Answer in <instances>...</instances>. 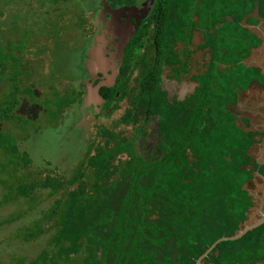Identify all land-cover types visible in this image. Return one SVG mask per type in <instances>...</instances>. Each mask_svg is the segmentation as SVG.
I'll list each match as a JSON object with an SVG mask.
<instances>
[{"label": "trees", "instance_id": "obj_1", "mask_svg": "<svg viewBox=\"0 0 264 264\" xmlns=\"http://www.w3.org/2000/svg\"><path fill=\"white\" fill-rule=\"evenodd\" d=\"M253 14L264 21V0H154L141 35L126 49L116 86L107 89L106 104L98 116L80 125L81 132L87 131L82 142L71 141L70 154L61 156L75 161L74 172L57 178L37 167L26 143L39 129L25 137L26 154L17 152L16 157L22 155V164L40 178L19 185L15 193L28 197L45 190L56 200L36 228L24 231V238L18 229L4 248L48 236L51 228L47 250L28 262L17 256L24 264H75L70 259L79 255L80 264H197L221 238L237 235L254 207L246 185L255 173L264 178V164L249 155L259 135L242 130L233 111L240 93L253 83L264 85L261 72L243 64L260 46L244 27L257 23ZM195 32L202 33V43L193 51ZM7 46L11 52V44ZM145 50L152 59L139 56ZM4 51L0 77L8 71V62L17 70L19 64ZM196 51L208 55V61L191 77L195 88L183 98L169 97L164 72L176 80L187 76ZM136 69L140 71L134 77ZM19 76L14 71L5 78L15 88L1 100L0 123L15 122L21 136L33 123L15 110L27 99L31 106L40 100L33 98L34 91L27 95L16 90ZM135 88L136 93L129 92ZM75 95L71 90L66 101H54L53 109H39L54 125L71 115L80 124L77 98L83 97ZM18 146L10 135L0 133V149L14 153ZM13 194L3 203L14 199ZM23 216L26 213L17 218ZM48 220L52 225L44 228ZM201 264H264V224L236 241L217 243Z\"/></svg>", "mask_w": 264, "mask_h": 264}, {"label": "rangeland", "instance_id": "obj_2", "mask_svg": "<svg viewBox=\"0 0 264 264\" xmlns=\"http://www.w3.org/2000/svg\"><path fill=\"white\" fill-rule=\"evenodd\" d=\"M59 1L64 3L65 7L62 10L63 12L57 14L59 11L54 12V10H50L49 8H55L56 6L54 4ZM72 1L73 0H0V51H4V49L7 50L4 52H7V55L12 53L15 56L16 60H18L19 62V64H17L18 70L15 69V66L10 65L8 62L7 64L10 67L8 66L7 72L8 74H11V72L14 73V71H17L18 75L20 73V76L16 78V90L20 92L24 91V93L27 92V95H29V92L34 91L32 92L35 93L33 94V98L35 97L34 99L40 100L38 104H34L35 106H31V102L27 103V99L26 102L22 104V108L20 110H15V113H21L26 119L32 120L33 126L31 127V130L29 128L28 131H26L27 133H23V135L19 136L20 131L18 130V125H16L15 122L3 121L0 123V133H2V135H10V137L14 138L19 145L18 148L20 149L18 151L14 150V153L6 152L3 149H0V207L2 206V201L6 198V196L13 193V195L15 196L14 201H12L11 204L0 208V264L8 263V257L11 258L14 263L17 261V264H19V262L20 264H24L21 258L15 256L12 248L16 251V254H18L19 257H25L26 262L36 258V256H38L42 250H47L49 238L53 233L51 228H48L52 225V221H45L42 223V225L44 228H48V232H52L50 235H42L35 241L33 240L28 242L24 240V242L21 244H10V247L6 249V251L9 252V256L7 255V258L4 256V246L5 243L9 241L8 234H12L13 232L17 233L18 229H20L19 237L24 238V231L29 228H36L42 221V218L47 215L49 209L52 207V204H54L56 200V198H49V194L46 193L45 190L40 195L38 191L31 192L30 194H28L30 195L28 197H20L16 195V189L19 185H22L23 187L25 184L35 182L40 178L39 176H37L36 172L31 171L29 166L25 167L22 164V162H24L23 159L21 161L19 160L22 155H20V157L18 158L16 157L17 152H23L24 154H26V151H23V142L25 137H27L30 132L36 130V128L39 129V132H37L35 135H31L28 139L29 141L34 139V137L43 136V134L46 133L47 130H50L56 136H59L58 143L66 149L68 148L67 144L66 146L64 145L66 137L78 143H81L85 136V133L87 132H81L82 128L80 126L84 123L87 124V119L85 117L80 118V124H78L77 121H73V115H71L66 117L64 120H57L56 124L54 125L52 123V119L48 115H46L45 111L39 109L41 108L44 110H50L53 109L52 107H55L54 101L60 102L69 99L65 93V88L67 91L69 90V88L66 86V83L69 81V79L65 75V71H63L59 75L58 67L55 61L62 57L60 60L61 63L66 58L64 64H67L71 67L68 70L69 76L71 78L77 77L78 71H82L83 63H85L88 58L89 61L92 62L90 60V57H93L94 51L99 47H96L95 45V47H93L90 51L89 57L86 56L88 42H86L85 40L81 42L82 36H80L78 40L75 36V30H77L80 25L72 21L71 23H69V19L72 18L71 15L74 16V18L78 17L79 19V17L84 13L83 7L80 8L77 3L81 2L82 0H76V5H73ZM71 5L73 8H75V12H80L81 15H76L75 13L73 14V10H71L72 7H70ZM84 5L90 6V2L88 0H85L83 6ZM79 9H81V11H79ZM66 10L68 12H66ZM50 15L54 16L51 17V19L54 20L51 22L56 23V25L52 24L48 27L44 26L43 22H45L47 20L46 18H48ZM78 21L79 20H77L76 22ZM69 26H72L76 29L70 32L65 31V27ZM58 29H61L63 33L70 34V36H68V44L66 45V47L61 45L63 49H55L57 39L59 38L58 46L60 45V42L65 39L64 37H59L60 34L56 35V30ZM137 34L141 35V28L138 29ZM193 41L194 44L192 49L194 51L198 44L202 43V33L200 34L195 32ZM7 43L8 45L9 43L11 44V52L7 46ZM73 45L74 47L78 45V49H73ZM80 48L82 49L81 52L79 51ZM69 49L73 50L69 51ZM178 49L181 51V46H179ZM141 55L143 56L142 52L139 54V56ZM150 55H152L151 52ZM83 60L84 62H82ZM207 60L208 55L204 54L202 51L194 52L190 56V73L187 76L182 75L180 80H176L175 78L170 77L168 78L169 72H164L162 76L163 88L167 91L168 96L171 97L177 95L179 98H183L185 94L191 93V91L196 86L191 77L194 76L195 73L200 69L202 70L201 66L202 64L206 63ZM139 71L140 69L135 70L134 77L138 75ZM7 72L6 74H4V76L0 77V108L2 106L1 100H3L5 95L6 97H8L7 94L9 93V90L13 89L14 87L13 83H11V86L7 82V79H5L8 75ZM135 85L136 82L130 84L129 86L132 87ZM55 92L58 93L59 98L61 97L60 99L56 98ZM129 92L136 93L137 89L135 88L133 90H130ZM47 101L48 103H46ZM248 106H253V104L249 103ZM26 112L29 113V115H27ZM71 119L73 121V125H71V128H75L76 130H78V132L75 131L73 133V131L75 130L73 129L67 134H64V132L66 131L65 125L70 123ZM255 122V117H253L251 121L253 131L257 132L259 130H264L262 129L264 125L256 124ZM60 123L63 124L60 125ZM106 125L109 126L108 123H106ZM91 127L92 126H89L88 129H90ZM79 131L81 132V134ZM258 143L259 144H257L250 150L249 155L254 162L261 165L264 164V140L262 141V144L261 141H259ZM55 152L56 151H51L49 154H45L43 157H41L40 155L34 156L33 159L36 162V166L40 168L44 167L43 170L45 172H54L52 177L56 176L58 178L61 177L64 173H67L68 175L72 174L75 169V161L72 162L73 159L70 160L68 156L58 158ZM29 157L31 158V156H28V158ZM23 158L24 160H28L27 158L25 159V156H23ZM42 159L45 160L43 161ZM47 160L49 161L48 163L46 162ZM49 163L51 165L50 168L46 167V165H49ZM56 167H58V169L55 170ZM63 170H66V172H64ZM246 189L253 197L254 207L249 212L248 220L244 224L243 228L257 223L261 220L262 215H264V178H261L255 173L253 180L246 185ZM10 201H8V203ZM24 213H26V216L29 214V216L21 217L23 219L19 223L22 224L18 228V222L16 221L18 219L17 217ZM10 221L12 222L9 223ZM3 222H5L6 224L3 225ZM13 226L18 229L10 232V229L13 228ZM79 257L80 255L74 256L70 260H74L75 264H80V261L78 259ZM61 264L69 263L68 261H62Z\"/></svg>", "mask_w": 264, "mask_h": 264}, {"label": "flooded vegetation", "instance_id": "obj_3", "mask_svg": "<svg viewBox=\"0 0 264 264\" xmlns=\"http://www.w3.org/2000/svg\"><path fill=\"white\" fill-rule=\"evenodd\" d=\"M88 1L90 2V6H83L85 1H81L84 13L80 16L79 21L76 22L78 19L74 18L72 15L70 21L80 25V27L75 31H78L81 34V42L84 40L88 42V48L86 50L87 57H89L90 51L93 47H95V45L96 47L99 46L98 49L95 48L96 50L93 53V57H90L92 62H90L88 58V60L83 63L82 71H78L77 77L71 78L68 71L71 67L64 64L66 58L61 63L60 60L62 57L55 61L58 67L59 75L65 71V75L69 79L66 83L69 90L67 91L65 88L66 95H70L72 90L76 94V97L78 96V93H81V96L84 98H77V102L81 99L80 104L78 105V110L81 113L80 118L85 117L87 119V123L94 119L95 115L98 116L99 111L102 110L104 104H106V95L108 93L107 89H111L116 86L120 75L119 72L121 73L123 69L126 49L132 44L134 37L138 36V29H142V22L147 19L152 7L149 0H128L126 2H123V0H121V2L119 0ZM54 5L56 6L55 8L49 9L54 10V12L59 11L57 14L63 12L62 10L65 7L64 3L59 1ZM66 12L68 11L66 10ZM74 13L76 15L79 14L75 12V9L73 8V14ZM51 17L54 16L50 15L46 18L47 20L43 22L44 26L48 27L52 24L56 25V23L51 22L54 21ZM74 29L72 28V30ZM56 32V35L60 34L59 37H64L65 39L60 42L59 46L58 41L55 45V49H63L61 45L66 47L68 44V36H63L59 30H56ZM78 47L79 46L77 45L74 48L77 50ZM79 51L81 52L82 49L80 48ZM128 53L129 55L134 56L135 51L130 50ZM93 72L95 73L93 74ZM96 88H98V91L96 92L97 97H95L92 93V89ZM101 90H107V92H101ZM87 96L88 98L90 97V100H86ZM72 122L73 121L71 119V122L65 125L66 131L64 134H67L69 131L75 129L71 128V125H73ZM48 131L50 130H47L43 136L34 137V139L26 143V147H28L32 157L39 155L43 157L51 151H58V154L55 152L58 158L61 157L65 151L70 154L72 146H70L69 143L73 140L66 137L64 145L66 146L67 144L69 147L65 149V147L58 143L59 136H56L53 132Z\"/></svg>", "mask_w": 264, "mask_h": 264}, {"label": "crops", "instance_id": "obj_4", "mask_svg": "<svg viewBox=\"0 0 264 264\" xmlns=\"http://www.w3.org/2000/svg\"><path fill=\"white\" fill-rule=\"evenodd\" d=\"M250 17L253 20L254 19L257 20V23L247 24V25L245 24L244 27L248 29L253 35H255L259 39L260 46L257 49H254L251 51L250 56L243 62V64L247 67H255L264 76V21L260 20L257 16H255V14L251 15ZM249 103L253 104V106H248ZM233 111L237 115H239L238 116L239 120L237 123L239 124L238 126L245 132H254L258 134L259 137H257L258 139L257 141L258 142L261 141V144H262V141L264 140V130H259L257 132L253 131V128L251 126V121H252V118L255 117L256 124L264 125V85L260 86L258 84L253 83L251 84V86H249V88L245 92L240 93L239 99L237 101V105L233 108ZM241 120L247 121L248 122L247 125H244L243 121L241 122ZM262 129H264V126ZM12 201H14V199H12L9 203L8 202L3 203L2 201L3 204L0 208L8 204H11ZM0 214H1V210H0ZM27 216H29V214ZM27 216H23V217H27ZM21 219L16 220L18 222L17 224L18 228L22 224V223H19ZM18 228L13 226V228L10 229V232L11 231L13 232V230H16ZM12 234L16 235L14 232ZM9 236H11V233L8 234V237ZM13 244H17V243H13ZM8 247H10V245ZM14 247H17V246H14ZM7 248H5L4 250L5 252L4 256L6 258H7V255L9 256V252L6 251ZM12 251L14 252L13 248H12ZM14 253H15V256L17 257L18 254H16V252Z\"/></svg>", "mask_w": 264, "mask_h": 264}, {"label": "water", "instance_id": "obj_5", "mask_svg": "<svg viewBox=\"0 0 264 264\" xmlns=\"http://www.w3.org/2000/svg\"><path fill=\"white\" fill-rule=\"evenodd\" d=\"M93 90H92L93 95L95 97H97L96 92L98 91V88H97V90L96 89H93ZM262 224H264V215H262L260 221H258L257 223H255L253 225L244 227L237 235H235V236H233L231 238H221L217 243H220L222 241H236V240L242 238L246 233L256 229L257 227L261 226ZM217 243L213 244L210 248H208L206 250V252L198 259L197 264H201V261L204 260L207 257V255L212 251V249L215 247V245Z\"/></svg>", "mask_w": 264, "mask_h": 264}, {"label": "clouds", "instance_id": "obj_6", "mask_svg": "<svg viewBox=\"0 0 264 264\" xmlns=\"http://www.w3.org/2000/svg\"><path fill=\"white\" fill-rule=\"evenodd\" d=\"M150 1V0H149ZM153 1L154 0H152V1H150V3L151 4H153ZM80 18V17H79ZM77 19H78V17H77ZM79 20V19H78ZM83 21V20H82ZM69 23H71V21H70V19H69ZM84 23H85V20H84ZM83 23V24H84ZM77 24V23H76ZM80 24H81V22H80ZM72 28L74 29V27H72V26H69V27H67V29H66V27H65V31H67V32H70L71 30H72ZM62 34H63V36L64 35H67V36H70V34H66V33H63V31L61 30V29H58ZM73 31V30H72ZM75 36H76V39L78 40V38L81 36V34L78 32V31H75ZM59 40L57 39V42H58ZM151 52V51H150ZM150 52L149 51H142V54H143V56L141 55L140 57H145V55L148 57V60L151 58L150 56H152V55H150ZM149 54V55H148ZM152 59V58H151ZM93 90V89H92ZM96 90H97V88H96ZM90 95V94H89ZM90 100V97L88 98V96H87V98H86V100Z\"/></svg>", "mask_w": 264, "mask_h": 264}]
</instances>
